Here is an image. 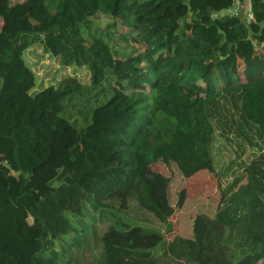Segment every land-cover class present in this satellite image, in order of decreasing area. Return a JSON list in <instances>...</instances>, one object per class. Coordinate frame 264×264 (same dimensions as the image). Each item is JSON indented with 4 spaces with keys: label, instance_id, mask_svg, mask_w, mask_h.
Instances as JSON below:
<instances>
[{
    "label": "trees",
    "instance_id": "1",
    "mask_svg": "<svg viewBox=\"0 0 264 264\" xmlns=\"http://www.w3.org/2000/svg\"><path fill=\"white\" fill-rule=\"evenodd\" d=\"M238 1L245 16L221 15L235 0H43L9 32L37 0H0V154L22 182L0 168V264H264V0ZM43 57L64 71L48 86L29 65ZM49 117L76 143L37 196ZM160 159L166 205L181 208L171 241L143 175ZM201 171L222 199L246 189L217 211L183 200Z\"/></svg>",
    "mask_w": 264,
    "mask_h": 264
},
{
    "label": "rangeland",
    "instance_id": "2",
    "mask_svg": "<svg viewBox=\"0 0 264 264\" xmlns=\"http://www.w3.org/2000/svg\"><path fill=\"white\" fill-rule=\"evenodd\" d=\"M42 1L43 0H37V3L29 10V16H25L26 18L21 17L24 14V10H22L20 17L16 20V22L14 24L11 23V25H8V31L14 32L19 28H28L34 20H39L44 14ZM242 10L243 9L240 6L239 1L235 0V6L230 10L224 11V14L222 13L221 15L240 14L245 16V13L243 14ZM22 18H24V20ZM3 28L4 19H0V31H2ZM31 63H34V67ZM29 65L33 69L35 68L38 84H41L42 81H45V86H48L51 78L59 80L64 73L63 70H56L60 67L59 62L48 57L35 58L29 61ZM36 129L40 134L43 135L44 139L48 142L53 151L51 160L47 166L37 172L32 187L28 189L37 196H41L47 191V181H49L54 176L56 170H58L63 165L66 158L68 157L70 148L76 143V135L68 127H66L64 123L55 121V119H52L51 117H49V119H43L38 125H36ZM112 155L110 157L111 159L120 161L121 165L124 163L123 159H119V156L116 153ZM4 156L5 155L0 154V168H2L8 175L12 184V190H18L21 188L22 182L17 178V169L15 168L14 164L8 161L7 158H4ZM143 175L145 180L153 186L154 196L157 203L168 215V222L172 226L173 231L167 234V238L169 241H171L178 233L181 208L174 207L173 209H170L167 207L162 179L171 178L172 173L167 166L166 160L160 159L157 163L149 166ZM232 181L233 177H229L223 182L222 188H226ZM245 189L246 181H243L235 188L229 190L227 197L222 199V192L219 187L217 176L208 171H201L186 181V187L182 190V199L185 200L187 198L202 195L205 198L207 204L212 206L214 211H217L227 203L236 200L245 191ZM105 193L102 192V195H99L97 200L100 201L103 194ZM32 221L33 220L30 218V224L25 226L26 234L31 232Z\"/></svg>",
    "mask_w": 264,
    "mask_h": 264
},
{
    "label": "built area",
    "instance_id": "3",
    "mask_svg": "<svg viewBox=\"0 0 264 264\" xmlns=\"http://www.w3.org/2000/svg\"><path fill=\"white\" fill-rule=\"evenodd\" d=\"M245 19L247 20L248 23H250L253 20V16L249 14L248 17H246Z\"/></svg>",
    "mask_w": 264,
    "mask_h": 264
}]
</instances>
